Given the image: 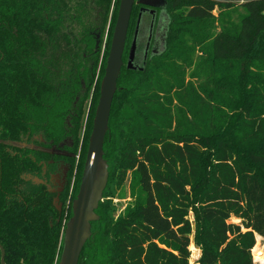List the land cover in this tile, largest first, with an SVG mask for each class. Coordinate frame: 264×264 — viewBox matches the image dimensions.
<instances>
[{"label":"trees","instance_id":"obj_1","mask_svg":"<svg viewBox=\"0 0 264 264\" xmlns=\"http://www.w3.org/2000/svg\"><path fill=\"white\" fill-rule=\"evenodd\" d=\"M118 3L0 0L4 264L58 262L71 207L64 217L23 174L55 157L72 165L93 87L75 197ZM164 11L162 51L142 70L122 57L103 140L107 184L129 172L132 203L113 221L99 202L77 264H190L191 241L194 264H254L251 252L263 264L264 0H165Z\"/></svg>","mask_w":264,"mask_h":264},{"label":"water","instance_id":"obj_2","mask_svg":"<svg viewBox=\"0 0 264 264\" xmlns=\"http://www.w3.org/2000/svg\"><path fill=\"white\" fill-rule=\"evenodd\" d=\"M158 1L162 2L164 0ZM134 2L135 0H119L118 3L108 54L99 83L98 98L87 141L78 190L71 202V215L64 224L61 251L57 264H77L83 245L91 237V223L99 218L96 210L102 200L108 181V164L103 157V140L108 129L111 102L117 90V79L123 65L122 55ZM137 2L155 7V4L151 2L143 0H137ZM137 25L138 20L136 28ZM98 43L97 40L95 42V50L98 49ZM134 48L135 36L128 51L126 68L142 70L145 62L141 65L133 64ZM67 170H69V165ZM33 180L43 183L38 177H33ZM58 201L59 196L57 194L53 198V205L60 212L61 203L57 204ZM0 253V264H4V250L1 245ZM200 255L201 251H196L192 253L190 258L196 261Z\"/></svg>","mask_w":264,"mask_h":264},{"label":"flooded vegetation","instance_id":"obj_3","mask_svg":"<svg viewBox=\"0 0 264 264\" xmlns=\"http://www.w3.org/2000/svg\"><path fill=\"white\" fill-rule=\"evenodd\" d=\"M155 4V7L146 4L138 3L135 0L131 15L136 12L135 23L133 26L132 34L129 36L130 23L129 20L125 46L122 57L125 56V66L128 57L132 40L135 36V48L133 64H142L145 59L151 54H158L164 43V38L167 29V18L164 11V1L158 0H143ZM153 10V11H150ZM140 13V14H139ZM138 25L136 28V23ZM136 28V33H135ZM25 146V144H23ZM74 157V155H73ZM69 165V170L67 167ZM37 170L34 172H27L23 175L25 180H29L34 184L42 185L45 189L53 195V198L58 194L63 196L65 189L68 186L70 172L72 165L65 161L63 158L55 157L48 160H42L37 164ZM33 177H38L43 183L35 182ZM55 207V206H54Z\"/></svg>","mask_w":264,"mask_h":264},{"label":"rangeland","instance_id":"obj_4","mask_svg":"<svg viewBox=\"0 0 264 264\" xmlns=\"http://www.w3.org/2000/svg\"><path fill=\"white\" fill-rule=\"evenodd\" d=\"M115 4H116V0H112V5L115 6ZM238 13H240V11H237V14ZM133 14L136 15V12H134ZM213 14L214 15L217 14L216 9L213 11ZM135 15H134V18H131L129 36L132 34L133 26L135 23ZM112 30H113V27H111L110 21H108V23L106 24V26L103 30L101 42H100L99 60H98V66L96 69V74H95V76H96L95 80H97V81H98V79L101 80L102 75H103L102 74L100 77V67H101L102 60L105 56V53L108 54ZM106 57H107V55H106ZM99 83H100V81H99ZM93 89L94 88L92 87L90 95H89V99H87L85 101V103L83 104L84 109L82 112L81 126H80L79 131H78L79 132L78 133V139L81 141V143L79 144V141L77 143V148H78V144H79V148L76 149L75 154L78 156H77V158L75 156L74 161L72 163V166H73V168L74 167L76 168V171L71 172L70 177H69L70 185H71V178L74 177L72 189H71V191H69V186H67L63 196L61 195L59 197V201L57 202V204L61 203V211H63L64 217L68 216V214H69L68 212H69L70 207H71V202L74 198L73 194H74L76 178H77L78 169H79V163H80V159H81L82 144L84 142V137L86 135V128H87L88 120L90 118V113H91ZM95 107H96V105H95ZM94 110H95V108H94ZM93 115H94V112H93ZM92 119H93V116H92ZM92 119H91V125H92ZM90 130H91V127H90ZM88 137H89V135H88ZM87 141H88V138H87ZM84 156H85V154H84ZM76 160H77V162H76ZM129 182H130L129 172H127V176L120 183H116V182L112 181V182H110L109 185L107 184V187L105 188L106 192L104 191V193L102 195V201H106L109 204L110 218L113 221H115L119 215L123 214V212L125 211V208L129 204L132 203L133 197L131 195V189H130ZM189 219L191 222L193 221V215H192L191 211L189 212ZM65 220H66V218L64 219L63 224L66 222ZM230 221L235 222V223L239 222V220L237 218H234V217L230 218ZM254 239H255L254 246L258 247L259 249L264 250V238L260 237L258 234H255ZM99 242L102 244L101 247H103V249L106 248L105 242L103 240H101V241L99 240ZM189 250H190V257H191L192 253L196 252V251H200V248L197 247L191 241L189 244ZM251 256H252V261L254 262V264H261L259 261L258 262L254 261L252 252H251ZM189 263L194 264L195 261L191 260V258H190Z\"/></svg>","mask_w":264,"mask_h":264},{"label":"built area","instance_id":"obj_5","mask_svg":"<svg viewBox=\"0 0 264 264\" xmlns=\"http://www.w3.org/2000/svg\"><path fill=\"white\" fill-rule=\"evenodd\" d=\"M78 141H79V144H80L81 141H80L79 139H78ZM79 144H78V148H79ZM78 148H77V149H78ZM75 156H76V158H77L78 155L74 154L73 161H74ZM76 162H77V160H76ZM75 171H76V168H75V167L73 168V166H72V167H71V172H75ZM71 172H70V173H71ZM73 180H74V177L71 178V185H70V182L68 183L69 191H71V189H72Z\"/></svg>","mask_w":264,"mask_h":264}]
</instances>
